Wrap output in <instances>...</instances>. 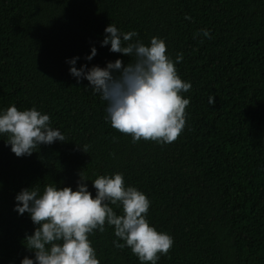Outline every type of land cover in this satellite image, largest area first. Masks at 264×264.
I'll use <instances>...</instances> for the list:
<instances>
[{"label": "trees", "instance_id": "trees-1", "mask_svg": "<svg viewBox=\"0 0 264 264\" xmlns=\"http://www.w3.org/2000/svg\"><path fill=\"white\" fill-rule=\"evenodd\" d=\"M109 23L145 44L163 39L173 61L183 54L175 67L190 103L173 142H132L69 74L74 56L77 68L131 60L100 46ZM12 104L47 113L65 140L17 157L0 135V264L34 255L23 240L35 225L13 210L21 189L74 190L80 174L95 195L91 181L117 172L150 200L149 224L173 238L157 264H264V0H0V109ZM88 239L99 264H140L114 247L123 241L112 226Z\"/></svg>", "mask_w": 264, "mask_h": 264}, {"label": "clouds", "instance_id": "clouds-1", "mask_svg": "<svg viewBox=\"0 0 264 264\" xmlns=\"http://www.w3.org/2000/svg\"><path fill=\"white\" fill-rule=\"evenodd\" d=\"M202 35L211 39L208 29ZM99 41L108 51L131 57L127 63L117 58L104 67L81 64L79 57L66 60L68 72L77 82H88L93 94L106 102V119L111 127L130 134L132 142L141 139L159 144L173 142L186 124L188 97L181 95L191 89L189 81L182 80L175 64L183 59L178 53L175 61L166 53L163 39L151 37L148 44L139 39L135 30L123 32L113 23L103 29ZM97 54L90 47L85 61ZM207 103H214L209 95ZM7 135L6 145L17 157L30 156L41 145L64 142L62 132L53 128L50 117L36 108L18 110L12 104L0 109V135ZM79 174L75 189L46 184L41 191L36 187L21 189L14 196L13 210L27 213L33 225L32 233L24 238V247L34 255L23 257L20 264H99L88 236L103 232L105 225L113 227L116 248L128 247L140 264H157L173 245V238L157 231L146 219L150 200L137 188L125 186L121 173L99 175L91 181L95 195L88 190ZM117 206L121 214L113 207Z\"/></svg>", "mask_w": 264, "mask_h": 264}]
</instances>
